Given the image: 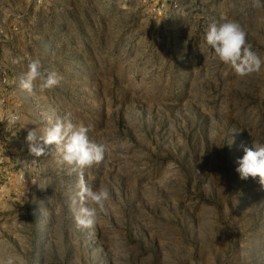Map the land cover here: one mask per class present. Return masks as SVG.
<instances>
[{"label":"rangeland","instance_id":"rangeland-1","mask_svg":"<svg viewBox=\"0 0 264 264\" xmlns=\"http://www.w3.org/2000/svg\"><path fill=\"white\" fill-rule=\"evenodd\" d=\"M181 1L155 18L133 1L0 0V264H264V185L236 172L264 146V66L240 77L204 39L233 21L264 60V0ZM33 60L60 83L23 90ZM58 121L104 160L81 173L55 145L31 155L28 131ZM81 174L109 193L87 229Z\"/></svg>","mask_w":264,"mask_h":264},{"label":"clouds","instance_id":"clouds-1","mask_svg":"<svg viewBox=\"0 0 264 264\" xmlns=\"http://www.w3.org/2000/svg\"><path fill=\"white\" fill-rule=\"evenodd\" d=\"M204 39L212 56L219 62L230 65L240 77L258 72L264 66V60H261L247 44L245 32L233 21L211 23ZM12 63H16V61L12 60ZM40 67L38 60L29 63L28 71L19 82L23 90L32 93L34 82L37 79L41 80L40 91L52 89L60 83L62 77H58L55 72L45 77L41 73ZM20 119L21 117L17 113L6 114L7 122L13 125ZM88 131L89 129L83 124L74 126L71 122L65 124L59 121L46 128L41 136L37 135L35 129L30 130L26 137L29 153L35 157H41L45 155V146L55 145L61 153L62 162L69 167L70 172L81 170L82 173L84 168L101 163L106 152L104 145L89 140ZM243 151L244 155L236 161L238 165L236 172L240 179L247 180L249 177L254 179L258 177L259 183L264 185V146L254 147V149L245 146ZM38 186L42 190L47 187H41L39 182ZM79 187L78 195L81 206L75 214V220L78 227L87 229L93 227L97 220V208L86 206L87 203H93L103 209V202L108 199L109 193L103 188L93 191L85 184L82 174ZM3 264H15V261L9 258Z\"/></svg>","mask_w":264,"mask_h":264},{"label":"built area","instance_id":"built-area-1","mask_svg":"<svg viewBox=\"0 0 264 264\" xmlns=\"http://www.w3.org/2000/svg\"><path fill=\"white\" fill-rule=\"evenodd\" d=\"M47 0H32L38 6L45 4ZM125 2L133 1L138 8L147 14L153 15L155 18H164L168 14H178L182 9L181 0H122ZM7 81V78L2 75L0 82L2 84Z\"/></svg>","mask_w":264,"mask_h":264}]
</instances>
